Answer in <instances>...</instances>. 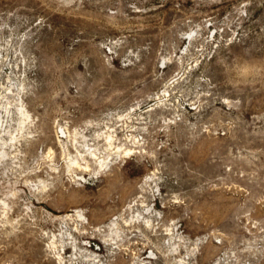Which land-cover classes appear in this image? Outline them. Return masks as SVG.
<instances>
[{
    "label": "rangeland",
    "instance_id": "374dc122",
    "mask_svg": "<svg viewBox=\"0 0 264 264\" xmlns=\"http://www.w3.org/2000/svg\"><path fill=\"white\" fill-rule=\"evenodd\" d=\"M0 142V264H264V0H0Z\"/></svg>",
    "mask_w": 264,
    "mask_h": 264
},
{
    "label": "bare ground",
    "instance_id": "6f19581e",
    "mask_svg": "<svg viewBox=\"0 0 264 264\" xmlns=\"http://www.w3.org/2000/svg\"><path fill=\"white\" fill-rule=\"evenodd\" d=\"M108 140H110V139H108ZM112 140V139H111ZM4 142V141H3ZM110 142V141H109ZM1 143V142H0ZM111 143V142H110ZM110 147H111V145H110ZM132 150H130V149H128V150H126V152H127V154H130V152H131ZM94 153V152H93ZM91 155H92V153H91ZM94 155V154H93ZM76 164V163H75ZM151 216V215H150ZM148 217V216H147ZM135 222V221H134ZM141 222V221H140ZM147 222H149L148 220H147ZM146 222V223H147Z\"/></svg>",
    "mask_w": 264,
    "mask_h": 264
}]
</instances>
